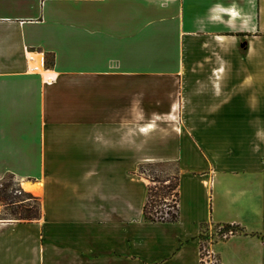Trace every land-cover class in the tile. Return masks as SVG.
I'll return each instance as SVG.
<instances>
[{
	"label": "crops",
	"instance_id": "1",
	"mask_svg": "<svg viewBox=\"0 0 264 264\" xmlns=\"http://www.w3.org/2000/svg\"><path fill=\"white\" fill-rule=\"evenodd\" d=\"M263 65L264 0H0V179L41 208L0 264H264ZM167 161L177 218L147 221Z\"/></svg>",
	"mask_w": 264,
	"mask_h": 264
},
{
	"label": "rangeland",
	"instance_id": "2",
	"mask_svg": "<svg viewBox=\"0 0 264 264\" xmlns=\"http://www.w3.org/2000/svg\"><path fill=\"white\" fill-rule=\"evenodd\" d=\"M255 53L258 54L257 49L256 51L252 49L251 55L253 56ZM243 63L239 62L236 63V65L242 64L241 65L242 67ZM263 69H264V65H263ZM139 171L140 173L143 174L144 177L148 179L149 185L155 186V191L157 192L155 197L157 199L155 208L159 210L157 214H161V212L167 209V207L165 206L166 204H170L169 208L171 211H173L172 209H174L175 201H176V178H177V168L174 161L146 164L144 166H140ZM22 182L23 181L16 178L15 176L11 174H6L4 177L0 179V191L4 187L7 188V192L11 193L12 196L15 197L14 200H17L16 203L17 205L19 203H32L31 200H29L28 202L23 200L24 197L20 195L16 189L19 187L22 191L27 192L31 196L38 198L36 193H40L39 190L40 185L36 184L33 181H28L29 183L35 184L36 186V189L34 191L31 190L29 191L22 189V185H21ZM20 200L22 202H20ZM8 211H9V207H6L5 210H3V205L0 202V217H4L2 219H8L6 218L8 217L6 212Z\"/></svg>",
	"mask_w": 264,
	"mask_h": 264
},
{
	"label": "trees",
	"instance_id": "3",
	"mask_svg": "<svg viewBox=\"0 0 264 264\" xmlns=\"http://www.w3.org/2000/svg\"><path fill=\"white\" fill-rule=\"evenodd\" d=\"M46 65L51 64V59L49 56H46L45 58ZM176 186H177V178H176ZM20 195H22L24 198L23 200L29 201L31 200L32 203H19L18 205L17 200H14V196H12L11 193L7 192V188H2L0 191V202L3 205V210H5L6 207H9V211L6 212L8 219H15L19 221H33L39 218L41 213L40 208V202L38 198L31 196L29 193L22 191L19 187L16 189ZM156 191L155 186L149 185L147 188V198L143 205V217L147 221H173L177 218V206L175 201L174 210L171 211L169 209L170 204H166L165 206L167 209H165L161 214L158 213V209L155 208L157 199L156 197ZM177 195V193H176ZM23 201V202H25ZM20 202H22L20 200ZM155 209V210H153ZM166 213V214H165ZM4 218V217H0ZM231 230L232 233H236L239 231V228L235 225H223L217 231L218 236L220 237L224 232Z\"/></svg>",
	"mask_w": 264,
	"mask_h": 264
},
{
	"label": "built area",
	"instance_id": "4",
	"mask_svg": "<svg viewBox=\"0 0 264 264\" xmlns=\"http://www.w3.org/2000/svg\"><path fill=\"white\" fill-rule=\"evenodd\" d=\"M170 209V208H169ZM172 209V208H171ZM174 210V209H172ZM166 214V213H165ZM221 227H219L217 229V231H219ZM217 231H216V235H217V238H225L229 235H232L234 233H232L231 230H228L226 232H224L220 237L218 236L217 234ZM199 255H200V264H217L216 260L212 257V254L209 252V250L206 249L205 246H201L200 247V251H199Z\"/></svg>",
	"mask_w": 264,
	"mask_h": 264
},
{
	"label": "bare ground",
	"instance_id": "5",
	"mask_svg": "<svg viewBox=\"0 0 264 264\" xmlns=\"http://www.w3.org/2000/svg\"><path fill=\"white\" fill-rule=\"evenodd\" d=\"M32 56H30V58H31ZM32 60H33V58H32ZM38 69H40V67L38 68ZM35 185H31V183L30 184H26V185H24V188L25 189H28V188H30V189H35Z\"/></svg>",
	"mask_w": 264,
	"mask_h": 264
}]
</instances>
